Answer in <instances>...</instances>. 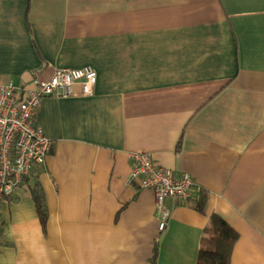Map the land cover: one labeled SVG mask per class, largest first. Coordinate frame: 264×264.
<instances>
[{
    "label": "crops",
    "instance_id": "1",
    "mask_svg": "<svg viewBox=\"0 0 264 264\" xmlns=\"http://www.w3.org/2000/svg\"><path fill=\"white\" fill-rule=\"evenodd\" d=\"M91 67V96L43 99L53 141L0 208V264H197L211 216L230 264H264V0H0V85ZM132 153L208 195L159 231ZM34 194L46 210L44 225Z\"/></svg>",
    "mask_w": 264,
    "mask_h": 264
},
{
    "label": "built area",
    "instance_id": "2",
    "mask_svg": "<svg viewBox=\"0 0 264 264\" xmlns=\"http://www.w3.org/2000/svg\"><path fill=\"white\" fill-rule=\"evenodd\" d=\"M97 79V72L87 67L57 70L48 81L37 74L29 88L12 82L0 85V208L51 155L54 143L38 124L43 99L71 97L77 84L84 96H91ZM130 158L129 183L154 192L159 231L164 232L172 214L169 202L191 201L201 188L191 177H173L147 153H132Z\"/></svg>",
    "mask_w": 264,
    "mask_h": 264
},
{
    "label": "trees",
    "instance_id": "3",
    "mask_svg": "<svg viewBox=\"0 0 264 264\" xmlns=\"http://www.w3.org/2000/svg\"><path fill=\"white\" fill-rule=\"evenodd\" d=\"M194 207L201 213L206 212L208 195L201 189ZM39 214L43 224H46V210L43 201L34 194ZM239 239V234L219 215H212L210 224L205 230L197 264H230L233 248ZM158 249L155 248L152 264L157 263Z\"/></svg>",
    "mask_w": 264,
    "mask_h": 264
}]
</instances>
